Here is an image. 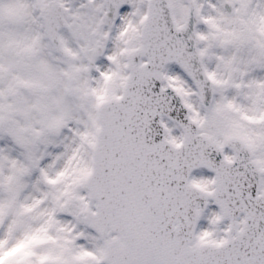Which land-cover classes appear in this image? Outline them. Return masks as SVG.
Listing matches in <instances>:
<instances>
[{"label": "snow or ice", "instance_id": "6c2138e0", "mask_svg": "<svg viewBox=\"0 0 264 264\" xmlns=\"http://www.w3.org/2000/svg\"><path fill=\"white\" fill-rule=\"evenodd\" d=\"M0 264H264V0H0Z\"/></svg>", "mask_w": 264, "mask_h": 264}]
</instances>
